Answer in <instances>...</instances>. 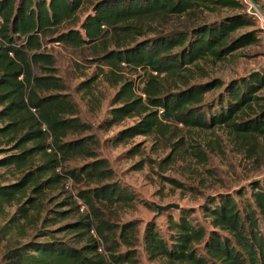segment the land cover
<instances>
[{"label": "trees", "instance_id": "16d2710c", "mask_svg": "<svg viewBox=\"0 0 264 264\" xmlns=\"http://www.w3.org/2000/svg\"><path fill=\"white\" fill-rule=\"evenodd\" d=\"M220 9L235 13L194 24L201 12ZM181 17L186 22L159 30L161 21ZM260 36L240 0H0V177L16 175L0 180V216L15 209L0 227V244L10 242L0 264H142L139 245L150 263L264 264V179L251 183L242 205L230 193L208 197L202 220L194 209L181 208L178 218L168 214L165 234L156 221L147 222L142 241L138 221H115L113 208L132 206L137 196L101 156L94 125L82 118L57 57L44 48L60 42L89 49L87 61L98 74L76 91L90 94L98 78L118 88L98 129L136 119L110 142L154 137L158 150L170 152L159 163L162 169L186 147L179 125L226 127L260 149L264 72L228 83L198 82L192 69L207 58L223 61L254 46ZM125 70L143 75L128 79ZM68 181L72 192L65 188Z\"/></svg>", "mask_w": 264, "mask_h": 264}, {"label": "rangeland", "instance_id": "374dc122", "mask_svg": "<svg viewBox=\"0 0 264 264\" xmlns=\"http://www.w3.org/2000/svg\"><path fill=\"white\" fill-rule=\"evenodd\" d=\"M255 1L264 12V0ZM234 13L235 11L227 9L215 12L203 11L198 14V21L194 20V24L222 20ZM170 21H161L158 25L159 30L168 31L171 27H177L181 22H186L182 17ZM257 28L260 29L258 25ZM52 52L57 57L60 75L70 85V92L81 108L82 118L95 127L101 140V156L109 160L118 181L129 187L137 196V201L132 206H115L113 218L119 222L138 221L141 241L147 222L156 221L162 233L165 234L168 214H172L174 218H178L179 215V211L170 210L157 216V209L148 206L151 203L178 204L184 209H194L195 217L202 220L200 208L208 197L230 193L242 205L244 200L250 196L251 183L264 179V141H259L260 149H252L251 146L237 139L226 127L199 130L179 125V133L184 138L186 147L175 163L168 167L163 166L162 169L159 163L170 152L165 149L158 150L154 137L139 136L127 144H112L110 140L121 129L136 122V119H127L121 126L109 131L98 129L108 117L111 101L118 88H113L102 78H98L88 91L90 94L76 91L80 83L98 74L96 65H91L87 61L92 58V53L87 48L77 50L65 47L54 49ZM192 69L197 74L196 81L198 82L219 78L228 83L252 72H264V37L260 36L258 44L245 48L223 61L207 58L199 61L196 66H192ZM124 73L128 79L143 75L140 71L135 73L125 70ZM262 94L264 95V91ZM135 147H140L139 154L129 157L128 151ZM152 160L156 163L149 162ZM142 163L143 166L137 168ZM77 164L71 163L70 166ZM15 177L16 175L11 172L5 177L1 175L0 180L4 183L5 179L12 180ZM167 178L182 183L184 187L177 188L166 181ZM241 191L245 192L244 198L237 196ZM14 210V208H6L8 215L0 216V227L5 224L6 218L12 215ZM27 231L29 235L35 234L34 228ZM29 238L26 237L23 242ZM8 243L10 242L5 240L1 242L0 255ZM138 250L142 264H158L147 261L142 245L138 246Z\"/></svg>", "mask_w": 264, "mask_h": 264}, {"label": "built area", "instance_id": "2783aa9c", "mask_svg": "<svg viewBox=\"0 0 264 264\" xmlns=\"http://www.w3.org/2000/svg\"><path fill=\"white\" fill-rule=\"evenodd\" d=\"M240 1H242L245 4L246 12L248 13L249 16H251L255 20L258 27L262 30V35L264 37V12L261 6L256 1H252V0H240ZM61 47H63L62 43L53 42L51 44H47L44 48L48 51H52L54 49H59ZM72 185H73L72 182L68 181L65 187L66 190L72 192ZM78 204L80 206V211L85 212L86 207L83 205V203L81 201H78ZM91 234L93 235L94 238H97V235L94 231H91ZM99 252L100 253L103 252L102 245L99 248Z\"/></svg>", "mask_w": 264, "mask_h": 264}, {"label": "water", "instance_id": "95a60500", "mask_svg": "<svg viewBox=\"0 0 264 264\" xmlns=\"http://www.w3.org/2000/svg\"><path fill=\"white\" fill-rule=\"evenodd\" d=\"M252 1H255V0H252ZM155 207L158 210L157 216H160L162 213L168 212L170 210L179 211L181 209V206L178 204H168V205L155 204Z\"/></svg>", "mask_w": 264, "mask_h": 264}]
</instances>
